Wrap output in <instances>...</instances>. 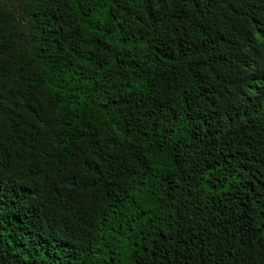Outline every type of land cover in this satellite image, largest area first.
I'll return each instance as SVG.
<instances>
[{"label":"trees","instance_id":"trees-1","mask_svg":"<svg viewBox=\"0 0 264 264\" xmlns=\"http://www.w3.org/2000/svg\"><path fill=\"white\" fill-rule=\"evenodd\" d=\"M0 264H264V0H0Z\"/></svg>","mask_w":264,"mask_h":264}]
</instances>
